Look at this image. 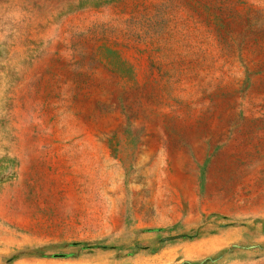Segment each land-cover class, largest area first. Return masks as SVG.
Wrapping results in <instances>:
<instances>
[{"label":"rangeland","instance_id":"374dc122","mask_svg":"<svg viewBox=\"0 0 264 264\" xmlns=\"http://www.w3.org/2000/svg\"><path fill=\"white\" fill-rule=\"evenodd\" d=\"M0 264H264V0H0Z\"/></svg>","mask_w":264,"mask_h":264}]
</instances>
